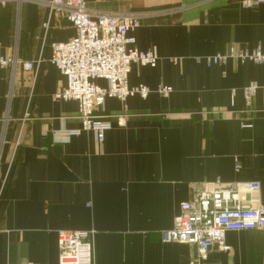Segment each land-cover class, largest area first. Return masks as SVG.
Instances as JSON below:
<instances>
[{
  "label": "crops",
  "instance_id": "0c3cea01",
  "mask_svg": "<svg viewBox=\"0 0 264 264\" xmlns=\"http://www.w3.org/2000/svg\"><path fill=\"white\" fill-rule=\"evenodd\" d=\"M85 1L94 13L140 15L134 46L155 48L158 60L132 63L127 79L150 91L104 99L102 140L81 131L56 141L81 122L75 100L53 98L66 77L51 44L76 30L53 0H0V55L18 59L0 67V264H58L60 230H92V264H189L195 245L161 232L195 188L253 180L260 189L242 202L264 201V62L204 61L230 47L264 50V2ZM249 83L258 87L247 103ZM225 242L228 251L214 244L199 264H264V230L228 231Z\"/></svg>",
  "mask_w": 264,
  "mask_h": 264
},
{
  "label": "built area",
  "instance_id": "2783aa9c",
  "mask_svg": "<svg viewBox=\"0 0 264 264\" xmlns=\"http://www.w3.org/2000/svg\"><path fill=\"white\" fill-rule=\"evenodd\" d=\"M264 0H242L244 8L260 4ZM53 4L64 6L65 16L76 33L70 39L51 44L50 62L66 77V85L53 94L55 100H75L77 117L81 126L76 130H58L54 139L67 142L71 135L91 131L102 140L105 131L111 127L106 118L98 115L96 109L106 97L124 100L132 95L146 97L149 88L128 84V73L132 63L155 66L158 55L155 48L140 51L134 46L133 32L140 25V15L135 12L94 13L85 0H53ZM228 58L253 63L264 62V50L237 51L230 47L227 53L206 56L210 66L225 62ZM18 59L0 55V67L15 65ZM34 62H23L25 69ZM95 79H103L105 86ZM256 83H249L243 89L247 103L257 90ZM158 93L171 91L169 86H159ZM234 93V90H232ZM118 120H120L118 118ZM239 167V164H236ZM260 189L258 181L217 182L210 187L195 188L191 197L180 205V214L172 228L161 232L163 242H187L195 245L196 255L189 264H199L212 245L228 251L225 234L228 231L264 230V201L256 206L244 204L243 193H254ZM92 230H60L57 235L58 264H92L90 238Z\"/></svg>",
  "mask_w": 264,
  "mask_h": 264
},
{
  "label": "rangeland",
  "instance_id": "374dc122",
  "mask_svg": "<svg viewBox=\"0 0 264 264\" xmlns=\"http://www.w3.org/2000/svg\"><path fill=\"white\" fill-rule=\"evenodd\" d=\"M87 231H89V230H87Z\"/></svg>",
  "mask_w": 264,
  "mask_h": 264
}]
</instances>
